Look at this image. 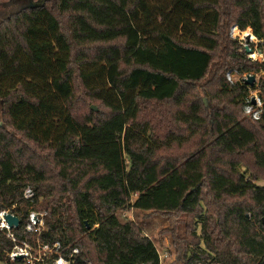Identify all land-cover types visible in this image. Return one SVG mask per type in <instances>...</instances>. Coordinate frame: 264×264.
Masks as SVG:
<instances>
[{"label":"trees","instance_id":"obj_1","mask_svg":"<svg viewBox=\"0 0 264 264\" xmlns=\"http://www.w3.org/2000/svg\"><path fill=\"white\" fill-rule=\"evenodd\" d=\"M47 2L0 0V211L20 218L18 243L80 245L77 264H160L154 241L118 212L185 213L196 215L193 231L181 218L172 223L173 234L195 238L185 264H264V185L238 158L249 152L264 168V107L260 119L246 117L249 88L226 76L264 70L230 33L253 30L264 52V0H58L67 26ZM88 44L98 45L94 53L74 51ZM208 76L204 95L220 102L211 107V140L162 163L158 151L206 123L202 98L190 96ZM76 78L104 114L75 112ZM146 102L183 106L174 119L193 128L188 138L173 130L161 138L143 116ZM48 156L59 168L53 179L75 194L69 205L40 200L55 191ZM29 185L35 195L25 199ZM38 209L46 228L37 236L25 228ZM14 245L0 231V264H27L10 259Z\"/></svg>","mask_w":264,"mask_h":264},{"label":"rangeland","instance_id":"obj_2","mask_svg":"<svg viewBox=\"0 0 264 264\" xmlns=\"http://www.w3.org/2000/svg\"><path fill=\"white\" fill-rule=\"evenodd\" d=\"M58 0H48L47 4L49 7H51L55 13L60 17L62 20L64 26H67L68 24V15H62L58 12V10L55 8ZM5 9V7L0 6V10ZM10 8L7 7L6 10H9ZM246 30V29H245ZM244 31V30H242ZM253 31V30H252ZM232 32V30H231ZM230 32V33H231ZM241 34V33H240ZM237 37L242 39L244 43H248L249 41H246L244 37L241 35L236 34ZM232 36V34H231ZM259 42V41H256ZM250 41V43H256ZM249 45V44H247ZM97 44H88L84 46H75L74 51H77L79 54L81 52H87V54H92L95 52V48L97 47ZM250 46V45H249ZM264 57V56H263ZM263 57H259L258 61H262ZM76 65L75 63H73ZM253 74L257 76V83H258V89L260 92V95L263 98L264 101V92L261 89V82L264 79V70H260L258 72L251 71ZM239 74V73H238ZM209 76L204 79L203 81L196 83V87L192 91V95L190 98L192 99L194 96L197 95L200 98H202V103L205 105V110L203 111V116L206 120V123L199 129V131L195 132L193 135H191L190 139H186L183 142L174 141L171 143L169 147H164L160 151L157 152V158L161 160V162H165V160H173V161H179L181 162L185 157L191 155L195 150L199 148V140L200 138H209L211 140V134L210 128H211V120L213 119V111H211V107H215L217 104H220L217 100H214L213 102L208 99L207 96H205L203 89L206 85V82L208 80ZM202 85V86H201ZM254 90V88L252 89ZM250 92V91H249ZM225 103H221L222 106H224ZM74 110L79 116H86L91 113V110L93 107L97 108L96 114H99V112L107 111V108L101 102L100 100H97L90 95H88L85 91L84 86L81 84V81L79 78H76V93H75V100H74ZM220 105V106H221ZM230 106V105H229ZM143 116L150 120L153 125L155 126V131L158 133V135L165 139L166 134L173 130L176 132V134H184L185 136H189L191 133V129H193L191 126H188L187 124L175 122L174 119V113L177 109H184L183 106H175L172 102L169 103H159V102H146L143 106ZM242 119L245 120V122H248L246 117L242 115ZM6 124V118L4 116L0 115V125L4 126ZM206 132V133H204ZM260 146L261 150L264 152V132L262 133V138L260 139ZM40 152V151H39ZM44 153L48 152V149L43 151ZM42 153V151H41ZM239 159H241V165L240 170L246 171L248 175L256 176L258 178L257 183L264 185V168L258 166L255 164V160L251 153L247 152L243 156H239ZM48 164L45 163V165L48 169L50 179V184H53L55 187L54 196H47L43 200L44 204L47 203V200L52 198L61 199L62 202H65L67 205L72 203V200L75 196L73 190H70V185L67 181H64L63 178L60 179H53L55 176V173L59 171V168L55 165L54 161L51 157H47ZM229 159L228 156H226V160ZM41 165V163H40ZM224 170H228L229 166L224 163L221 166ZM206 190V189H205ZM248 198H227V202H240V201H246ZM204 204L206 201L203 202ZM42 208V207H40ZM40 210V209H38ZM201 210V208H200ZM74 215V211L72 212ZM120 219L122 221L126 220H134L139 224V227L142 228V233L145 236H148L151 238L154 243L156 244L157 248L164 253V251H167L169 253L168 257L164 258V261L162 264H185L187 262L186 253L188 251V246L193 240L195 241V238L191 235L190 232L186 235H179L178 233L173 234L172 223L175 222L176 219L181 218L180 220L187 222L190 224V228H184V231H193L194 225L196 224V215H188L185 213H174V214H164L157 211H143V210H130L125 212H118ZM185 225V224H184ZM201 226L199 223L197 224V227ZM46 228V227H45ZM201 229H199L200 231ZM38 236V235H37ZM188 247V248H187ZM189 255H191V252H189Z\"/></svg>","mask_w":264,"mask_h":264},{"label":"built area","instance_id":"obj_3","mask_svg":"<svg viewBox=\"0 0 264 264\" xmlns=\"http://www.w3.org/2000/svg\"><path fill=\"white\" fill-rule=\"evenodd\" d=\"M239 28V26L235 25L232 27V37L237 38L241 42V51L244 52L247 58L251 60H258L259 58H255L252 56L253 53L258 52L261 54V57L264 56V52L258 47L259 43L262 42L255 34V36L258 38L257 41H252L256 43H250V39H247V35L244 38L246 41H249L248 43H244L242 39L237 37L235 34V28ZM240 31H242L239 28ZM238 35H240V32H238ZM249 44L252 48V52H247L245 49V46ZM264 59V57H263ZM233 73H236L237 76L233 77ZM252 73L250 72H244L243 74H238L236 71H228L226 76L228 80H230L232 83H239L248 86L249 88V94L245 99V103L243 105V110L245 113V116L254 120L260 119L263 107H264V101L262 96L260 95L259 90H257L259 87L257 83V76L256 81L253 85H248L245 81L247 79V74ZM253 74V73H252ZM254 88V90H252ZM25 199H32L35 195L34 189L29 185L24 189L23 192ZM11 212L10 210H2L0 211V231H4L6 236L12 240L15 245L12 249V251L9 253V257L11 260L18 259V256L21 255L22 258L26 259L27 264H36L37 262H40L42 264H77V255L80 253L81 246L80 245H68L67 247H63L61 241L57 240L52 245L49 244H42L40 240H38V248H33L29 243L23 242L22 244L18 243L17 236L15 234V229L18 227H10L6 219L4 218V213ZM13 213V212H11ZM14 214V213H13ZM45 215L46 212L40 211V210H31L29 212L28 221L26 224V230L29 232H33L36 235H40L45 230ZM72 246V247H71ZM71 248L70 252H67V250ZM159 253V261L160 264L163 263L164 258L168 257L169 253L167 251L162 252L158 249ZM87 264H91L90 261L87 262Z\"/></svg>","mask_w":264,"mask_h":264},{"label":"water","instance_id":"obj_4","mask_svg":"<svg viewBox=\"0 0 264 264\" xmlns=\"http://www.w3.org/2000/svg\"><path fill=\"white\" fill-rule=\"evenodd\" d=\"M45 1L46 0H39V1L35 2L34 0H31V4H32V6L33 5H43L45 3ZM249 38H251V36L247 35V39H249ZM245 49H246L247 52H252L253 51V48L251 46H249V45H246ZM255 81H256V75L252 74V73H248L247 74V79H246L245 82L248 85H253L255 83ZM93 109L96 110L97 108L93 107ZM4 218L6 219V221L8 222L10 227H13V226L18 227L20 225V218L17 215L11 213V212L4 213ZM0 222H1V219H0ZM18 258H22V256L19 255Z\"/></svg>","mask_w":264,"mask_h":264},{"label":"bare ground","instance_id":"obj_5","mask_svg":"<svg viewBox=\"0 0 264 264\" xmlns=\"http://www.w3.org/2000/svg\"><path fill=\"white\" fill-rule=\"evenodd\" d=\"M238 32H240L241 34V36L242 37H246V35H248V36H251V41H257L258 40V38L254 35V33L249 29V28H247L246 30H244V31H240L239 30V28H235V34H238ZM252 56L253 57H255V58H259V57H261V54H259L258 52H255V53H253L252 54ZM233 77H236L237 76V74L236 73H233V75H232Z\"/></svg>","mask_w":264,"mask_h":264}]
</instances>
